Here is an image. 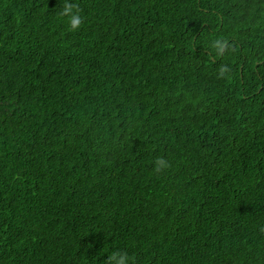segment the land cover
<instances>
[{"label": "trees", "instance_id": "obj_1", "mask_svg": "<svg viewBox=\"0 0 264 264\" xmlns=\"http://www.w3.org/2000/svg\"><path fill=\"white\" fill-rule=\"evenodd\" d=\"M63 2L0 0V264H264V0Z\"/></svg>", "mask_w": 264, "mask_h": 264}, {"label": "clouds", "instance_id": "obj_2", "mask_svg": "<svg viewBox=\"0 0 264 264\" xmlns=\"http://www.w3.org/2000/svg\"><path fill=\"white\" fill-rule=\"evenodd\" d=\"M62 17H65L67 20V25L70 30H78L82 25V16L79 13L78 5L72 0H64L63 8L60 12ZM219 43L217 47H219ZM170 167V163L166 158L160 157L155 161V171L163 172ZM131 257L125 252H113L107 258V264H130Z\"/></svg>", "mask_w": 264, "mask_h": 264}]
</instances>
